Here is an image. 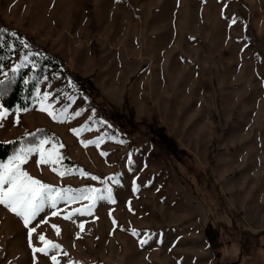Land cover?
Returning <instances> with one entry per match:
<instances>
[{"label":"rangeland","instance_id":"obj_1","mask_svg":"<svg viewBox=\"0 0 264 264\" xmlns=\"http://www.w3.org/2000/svg\"><path fill=\"white\" fill-rule=\"evenodd\" d=\"M0 20L36 46L0 74L1 97L20 68L36 69L27 111L0 108V141L12 142V155L48 139L62 162L38 166L34 153L25 171L57 188L106 196L110 187L115 200L71 219L87 200L46 208L30 225H39L34 246L41 233L59 243L68 253L60 264H264L263 247L242 246L245 232L264 242V0H0ZM46 54L62 63H32ZM62 68L89 78L99 96ZM105 107L131 117L135 131ZM155 116L176 148L151 140ZM101 136L99 147L82 144ZM0 264H52L2 205Z\"/></svg>","mask_w":264,"mask_h":264},{"label":"snow or ice","instance_id":"obj_2","mask_svg":"<svg viewBox=\"0 0 264 264\" xmlns=\"http://www.w3.org/2000/svg\"><path fill=\"white\" fill-rule=\"evenodd\" d=\"M235 23V20H233ZM15 35V33H13ZM25 47L28 45L25 44ZM27 59V57H25ZM20 65H17L12 69L13 72L17 71V68ZM6 80L10 82V78L7 77ZM6 84L5 80H0V95H3L7 88L4 87ZM39 95V90H37ZM49 96L48 92L43 93L42 100L46 101ZM0 108H3V105L0 104ZM27 111V109H24ZM41 111L48 112L49 115H55L53 112L49 111V106L45 104L40 109ZM66 111V109L64 110ZM7 112L6 110L0 111V121H2ZM81 113L79 111L75 112V116H79ZM18 122V121H17ZM101 123H103L101 121ZM3 124L0 123V127ZM83 130V129H81ZM77 135L79 132L76 129H72ZM50 141L48 139H42L39 141V144L33 147H22L19 150L15 151L14 154L8 156L7 158H0V205L4 206L8 211L13 213L15 216L20 218L28 231L29 246L32 248L34 253H43L46 256L50 255L52 264H60L58 260V255L62 254L67 256L68 253L64 252L62 246L59 243H55L51 240L46 239L44 234L38 236V240L41 242V247H36L32 244L33 233L36 232V227H30V225L37 220V218L45 211L46 208L57 209L58 204L61 202L65 204H71L79 200H87V205L74 208L67 215L64 216V219H71L72 215H91V210L94 203L97 200L107 199L108 201L115 203V200L112 196V189L106 187L104 189L105 195H97L100 193V189L88 187L83 189H72V188H57L53 185L43 183L39 179L31 176L27 171L24 170L23 165L26 164L30 157L35 153L39 155L37 160V165H59L64 157L56 150V146H53L52 149H45L44 145L48 144ZM104 142V138L97 137L95 140L82 141V144L85 146L89 144H95L97 147ZM123 143V141H120ZM11 143V142H9ZM59 148H62L63 145H59ZM101 155H107L106 153H101ZM53 171H57L56 167H53ZM59 175L64 176L66 172H58ZM81 175L88 176L89 174L81 170ZM92 180L99 179L96 176H91ZM108 179H113L109 177ZM114 183H119V181H114ZM133 190H136L134 186ZM52 216L60 215V212L52 211ZM47 218L41 220L40 223H46ZM115 223V220L113 221ZM81 231L84 230V224L81 223L78 225ZM55 229L56 234H60V229L57 225H52ZM135 234V230H133ZM79 236V234H77ZM141 244H146L147 240H141ZM56 252L57 254H51ZM68 264H73L72 261H68Z\"/></svg>","mask_w":264,"mask_h":264},{"label":"trees","instance_id":"obj_3","mask_svg":"<svg viewBox=\"0 0 264 264\" xmlns=\"http://www.w3.org/2000/svg\"><path fill=\"white\" fill-rule=\"evenodd\" d=\"M13 33H15V35H13ZM25 44L28 46L25 47ZM35 49L36 46L31 37L21 34L0 20V74H4L9 70L12 61L16 56L19 54L26 55L33 52ZM38 61H41L39 66L44 65L47 69L53 68L62 63L60 58L52 54L44 55V59L33 56L32 63L34 62L36 65ZM62 69L71 77L73 82L88 95L94 98L99 96L96 87L92 81L89 80V78L81 76L76 72H72L67 68ZM33 71H36V69L30 68V66H25L24 68H20L18 72L15 73L14 81L9 93L6 96L0 97V104H2L4 108L11 109L17 107L19 109H25L28 107L32 91L35 86L33 79L30 78ZM124 104L131 110L130 112L132 113V107L128 105L126 98L124 99ZM103 110L115 119L127 121L125 125L129 127L130 131H135L136 122H134L131 117L121 118L120 113L108 107L103 108ZM146 127L152 133L151 140L153 142L161 145H167L170 148H176L177 144L175 139L166 133L163 126L159 125L156 116L153 122L151 124H147ZM9 142L11 141H0V158H7L10 155L13 145L12 142ZM243 238L245 241L242 246L245 250L259 247L264 248V242L262 240L261 243L258 242L259 236L257 234L245 232V236Z\"/></svg>","mask_w":264,"mask_h":264}]
</instances>
